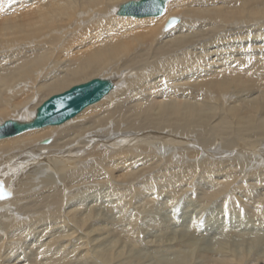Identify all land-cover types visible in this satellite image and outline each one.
I'll list each match as a JSON object with an SVG mask.
<instances>
[{"label": "bare ground", "instance_id": "6f19581e", "mask_svg": "<svg viewBox=\"0 0 264 264\" xmlns=\"http://www.w3.org/2000/svg\"><path fill=\"white\" fill-rule=\"evenodd\" d=\"M124 2L0 0V125L33 120L44 102L73 86L97 78L114 84L63 126L0 140V187L10 194L0 199V218L12 214L0 232L18 219L31 221L24 227L48 229L41 251L9 263L143 264L146 247L175 253L205 238L215 241L201 253L212 264H264L258 236L264 233V169L250 172L228 159L236 149L264 147V0H167L165 13L149 19L120 16ZM175 13L187 20L178 17L166 29ZM161 142L215 159L207 158L196 174L197 166L178 164L175 155L160 157L166 149ZM200 189L206 192L201 205L224 206L208 222L177 233L173 219L152 218L160 195H198ZM54 191L59 195L49 197ZM240 201L247 210L241 211ZM228 205L241 207L232 212L233 226L248 221L254 228L234 234L232 226L227 233L216 230L223 236L215 237L208 226L217 218L226 221L218 212ZM105 209L130 227L119 228ZM139 218L161 236L169 233L167 242L147 239L144 248L134 249L138 227L132 224ZM59 222L68 226L63 230ZM8 234L0 241L13 242L17 234ZM229 235L231 246L224 239ZM253 246L255 254L246 251Z\"/></svg>", "mask_w": 264, "mask_h": 264}, {"label": "rangeland", "instance_id": "374dc122", "mask_svg": "<svg viewBox=\"0 0 264 264\" xmlns=\"http://www.w3.org/2000/svg\"><path fill=\"white\" fill-rule=\"evenodd\" d=\"M128 1H130V0H126V2H128ZM171 1H175V0H171ZM126 2H124V3H126ZM172 16H175V17L177 16V17L181 18V20H187V17L182 16L181 14H178V13L172 14ZM123 18H131V17H123ZM145 18H148L149 19V18H153V17H145ZM132 19H134V18H132ZM138 19H141V18H138ZM142 19H144V18H142ZM236 31L237 30L235 29V30L229 32L228 34L235 33ZM13 47L14 46L12 45L10 48H13ZM45 47L50 48L51 51H54L55 50L54 48H52V46H48V45L45 46L44 45V48ZM17 49L18 48H16L15 50H17ZM15 50H13V51H15ZM9 52H12V51H8V53ZM3 53H0V54H3ZM6 53H7V51H6ZM6 63L9 65L11 62L10 63L6 62ZM2 65L3 64H0V66H2ZM72 120H74V119H72ZM72 120H70V121H72ZM70 121H68V122H70ZM76 121L77 120H75L74 122H76ZM68 122H65V124H67ZM65 124L63 123V125H65ZM63 125L61 124L60 126H63ZM51 127H59V125H53ZM51 138L53 139V137H51ZM220 139L221 138H217L216 144H219L221 142V145H222V140H220ZM0 140H2V139H0ZM49 140H50L49 143H51L52 140L51 139H49ZM2 141H5V140H2ZM2 141H0V142H2ZM44 141H45V139H44ZM196 141H197V139H196ZM155 142H157V141L155 140ZM42 143H44V142H42ZM161 143H163V144L165 143L164 145L166 147L164 145H162L161 147L166 148V149H163L162 150V152H164V153L163 154H160L159 155L160 157L167 158V157H170L171 155H175L176 158L179 157L178 158V161L181 158V161L180 162L177 161L178 164H183V162H184L185 165H193L194 164L195 166H197L198 167V171L196 172V174L199 173L200 171H202V167L204 165H208L207 162L205 164H203V162L206 161L207 158H208V161H210V160L212 161V160L215 159L210 153L205 152V151H202L201 154H197V155L194 154V155H190L189 156L187 154L188 150L178 149L177 147H174L171 142H168V143L167 142H161ZM201 143L203 144V142H201ZM89 151H90V149H88V151H86V152H89ZM84 155H86V154H84ZM231 158L233 160H236V162L239 163V167L241 165H244L245 164L243 166L244 167L243 169H246L247 171L254 172V170L259 171V169L260 170L261 169H264V147L263 146H256V148L253 149V150H246L245 148L236 149V150H234L232 152L231 155H229L228 159H231ZM200 160H202V161L200 162ZM223 161H225L224 158H223ZM51 169H52V167H50V170ZM259 188L261 189L262 187H259ZM101 193H106V192L103 191ZM205 193H204V191L202 189H200L198 195L194 194V192H187L186 193L187 195H185V194L182 195L180 193L179 194L177 193L176 196H174V198H173V196H170L169 194H166V195L165 194H162V195L159 196V198H161V200L159 198H156V200H155L156 203H157L156 204L157 209H156V211H154L156 213H154L153 210H152V213H151L152 214V218L153 217L154 218H158L159 220H163V219L164 220H166V219L168 220V218L169 219H173L176 223H175L174 226H171V228L177 229V233L178 232H182V231H190V230H187L186 228H191L192 225L197 224V222L199 223L200 220H202V222H204V221L205 222H208L209 218L214 216V213L216 212V209H221L222 207H224V206H220L219 203L218 204L215 203V205L214 204L213 205L210 204L209 206H207V204L201 205L202 200L205 198L204 197L205 196ZM47 194H49V192ZM147 194H148L149 197H150V195H152L151 191L149 193L147 192ZM58 195H59V193L57 191H54V193L53 194H50L49 197L58 196ZM98 197L99 196H97L95 199H97ZM130 197H132V195H130ZM157 199H158V201H157ZM93 202H97V201L94 200ZM103 202H106V203L103 204V206H107L108 205L107 199H104ZM143 202H144V204H143ZM145 203H147V201L141 200L140 203H139V205L140 206H145ZM241 204H242V206H241L242 208L241 207H238V206H234V207L231 208V206L228 205L230 208L229 209L226 208V210H225V208H223L224 209V210L222 209L224 211L223 214H221L222 211L220 210L218 212L219 213V216L220 217L221 216H224L223 220L226 219V221H231L230 217H232L236 212L238 213L239 212L238 211L239 208H241V211L243 209L247 210V207L245 205H243L242 202H241ZM204 207H206V208L203 209ZM212 211H214V212H212ZM105 212H106V209H105ZM146 212H147L146 210H143L142 211V213L145 214V215H146ZM227 212H228V214H227ZM232 212H233V215H232ZM106 213H108V217L110 216L112 218V220H114L113 221L114 224L118 225L119 228H122L123 227L126 230V228H129L130 227L129 225H127V222L124 220V218L119 217L118 214L112 216L111 215L112 212H111V214H110V212H106ZM207 213L210 214V216ZM162 214L164 216H162ZM247 214L248 213L245 214V218H244L246 221L249 220V219L246 218L247 217ZM154 215H156V216H154ZM249 216H251V215H248V217ZM10 217H12V214H9L8 218H6V219L5 218L4 219L3 218H0V223H3L4 224L5 230L7 228L6 225L8 223H10L8 221V220H10ZM33 217L34 218L35 217H43V214L42 213L40 215L36 214ZM123 217H125V216H123ZM239 218L241 219V216H239ZM143 219H140V218L138 219V224L139 225L136 222H134V225L132 224L133 227H138V233L135 232V237L137 239V243H136V248H134V249H138V248L141 249L143 246H146V240L147 239L148 240L153 239L155 241H158L156 243L165 244L167 241L165 240L163 242V240L165 238H167V235L169 233L166 234L165 236H163V235L161 236L159 234L161 232V230L160 231H157V230L152 231L151 228L148 226V220H145V219L143 220ZM215 220L219 221L220 224L218 223V224H215L214 226H210V225L208 226V228L210 227L209 228L210 231L213 230V229H215V230H213V233L216 230H221L220 231L221 233L222 232H226V233L227 232H230V229H232V226L234 224L236 225V222H237L236 219H235L234 222L231 221L232 222L231 224L229 222H227L224 225V222H226V221L222 222V220H220L218 218L215 219ZM189 221H191V222H189ZM30 222L31 221H29V220L28 221H25L24 219H18V220L15 221L14 225L11 226L7 231L4 232L3 230H1L0 237H2L3 235L6 237V236L9 235L8 233H11V232L17 234V236L15 237V239H13V242L7 240L6 238L0 241V256H3V258H5L7 260V263L6 264H12V263H9L8 260L12 259L14 256L15 257H19V255L21 256V254H25V252H27L26 253V258H25V259H27L28 256H32L35 252L38 253L39 251H41L43 249L41 247L42 246L41 243L44 242V240L46 238L45 237V233L48 232V229L46 230L45 228L41 227V224L34 225L33 227H24V226H22V225L27 224V223H30ZM144 223H145V226L146 227H142V226H144ZM246 223H244L243 226H240L239 228H238V226H233L234 234H238L237 232L239 230H242V229H243V231H246L247 232L246 228H248V230H250V227L251 226L252 227L254 226V225H251L249 222L247 224ZM60 224H62L61 225V229H63V230H64V228H66L68 226V223L67 222H64V223L62 222ZM227 225H229L231 227H228ZM139 227L141 229H139ZM218 227H221V229L218 228ZM140 230H142V231L140 232ZM148 230H149L150 233L148 232ZM261 230H264V227ZM153 234H155V235H153ZM213 235H215V237L216 236L217 237L223 236V235H217V231ZM147 236H149V237H147ZM258 236H261L262 239H264V233H260V234H258ZM105 237H107V236L105 235ZM159 237H162V239L159 238ZM163 237H165V238L163 239ZM224 239L230 240L229 241V243H231L230 246L234 244L233 243L232 236H230V235L229 236H226V237H224ZM207 240L208 239H205V238L204 239H200L199 242H198L199 244L196 243L195 245L191 246L190 248L189 247H186V248H179L178 247L181 250L180 251L179 250H176L175 253L174 252H171L170 250L169 251H163V246H161V245H160L161 246L160 247L161 249L158 250V248H157L155 252H154L153 248L146 247L142 251V253L144 255L148 256V257H146V258H148V260L146 262L143 261L142 263L143 264H177V263L179 264L180 262H182L183 264H212L211 260L207 259V257L205 258L204 255L203 256L201 255L203 249H208V248H211L212 249L213 244L215 242L214 240H212V242H211V240H209V241H207ZM258 240L261 242V238H258ZM115 243H116L115 246H117L119 242L116 241ZM259 243L256 245L257 248H258ZM130 244L131 243L128 242L125 245V250H123V252L124 251H128V249H129L128 246H130ZM140 245H141V247H140ZM256 246H253L251 248H248V247H245V248H246V251L247 252L249 250H251V252L253 254L254 252L257 251V249L255 248ZM154 247H155V245H154ZM247 248H248V250H247ZM22 251H24V252H22ZM185 251H187L188 253H185ZM242 251H243L242 252V255H243V253H246L245 250H242ZM126 253H128V252H125L124 255ZM180 253L184 254L185 256H183L182 258H181V256L179 257V254ZM163 255L165 256V258H164ZM186 256H187L188 260H186ZM149 258H150V260H149ZM0 260H1V257H0ZM15 262H16V260H14V263Z\"/></svg>", "mask_w": 264, "mask_h": 264}, {"label": "water", "instance_id": "95a60500", "mask_svg": "<svg viewBox=\"0 0 264 264\" xmlns=\"http://www.w3.org/2000/svg\"><path fill=\"white\" fill-rule=\"evenodd\" d=\"M167 0H130L121 4L118 14L128 17H157L166 10ZM179 22L178 17L171 18L166 29ZM114 88L112 81L97 78L86 84L73 86L66 92L52 96L38 109L36 117L29 122L9 120L0 125V139L21 134L27 130L39 129L49 125H61L72 119L86 107L100 101ZM46 139L44 143H48ZM10 194L0 187V199L8 198Z\"/></svg>", "mask_w": 264, "mask_h": 264}]
</instances>
